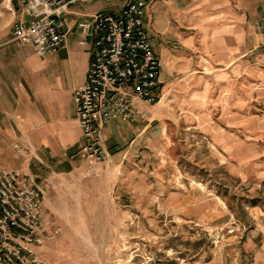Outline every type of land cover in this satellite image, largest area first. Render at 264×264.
<instances>
[{
	"label": "rangeland",
	"instance_id": "1",
	"mask_svg": "<svg viewBox=\"0 0 264 264\" xmlns=\"http://www.w3.org/2000/svg\"><path fill=\"white\" fill-rule=\"evenodd\" d=\"M7 6L0 0V35L13 25ZM158 52L163 96L146 116L157 128L155 142L136 153L139 168L133 174L119 179L109 160H87L67 174L28 163V174L50 202L47 211L61 226L60 237L43 249L50 264H264V242H257L264 234V163L256 166L260 180L253 179L255 184L240 177L238 182L220 165L211 141L212 132L224 127L219 119L223 106L237 101L242 87L225 83L211 89L220 96L219 110L205 98L203 112L197 110L190 101L199 87L188 85L200 74L185 78L186 73L168 71L166 49ZM254 78L248 74L244 79ZM251 102L247 110L259 115L263 100L255 96ZM186 104L188 117L182 120ZM251 121L257 125L259 119ZM186 124L189 130H181Z\"/></svg>",
	"mask_w": 264,
	"mask_h": 264
},
{
	"label": "crops",
	"instance_id": "2",
	"mask_svg": "<svg viewBox=\"0 0 264 264\" xmlns=\"http://www.w3.org/2000/svg\"><path fill=\"white\" fill-rule=\"evenodd\" d=\"M125 1L71 5L64 15L70 28L66 43L40 57L30 44L12 41L14 23H27L31 18L21 13L17 0H6L8 11L13 12V25L0 35V170L30 173L28 162H18L11 150L15 142L30 145L37 156L32 159L34 164L58 174L70 173L87 162L85 143L75 120L73 92L87 81L92 39L82 36L76 25L84 15L113 12ZM145 1L146 28L159 60L158 48L164 47L163 61L168 71L186 73L185 78L200 74L189 80L188 86L194 83L199 87L192 98L200 100L190 101V107L203 112L204 98L217 105L220 96L210 91L225 83L242 87L239 99L223 106L219 119L224 120V127L212 132L211 141L228 174L238 176V182L240 177L248 185L255 184L253 179L260 180L256 166L264 163V109L252 115L246 104L251 105L255 96L264 102V0ZM239 74L242 78L235 80L233 76ZM248 74L256 78L247 83L250 79L244 78ZM159 82L162 94L163 82ZM187 109L188 105L182 120L188 117ZM213 109L218 111L219 106ZM255 118L259 119L257 125L251 121ZM156 129L146 120L127 122L116 117L102 130L108 166L119 179L139 168L136 153L153 148ZM181 130L188 131L189 127L186 124ZM258 155L260 159L255 158ZM43 204L48 210L49 200L44 199ZM262 235L263 240L257 239L260 246Z\"/></svg>",
	"mask_w": 264,
	"mask_h": 264
},
{
	"label": "built area",
	"instance_id": "3",
	"mask_svg": "<svg viewBox=\"0 0 264 264\" xmlns=\"http://www.w3.org/2000/svg\"><path fill=\"white\" fill-rule=\"evenodd\" d=\"M98 0H17L27 23H14L12 41L30 44L43 57L64 45L70 31L64 15L74 4ZM146 1L126 0L113 12L84 15L77 28L91 37L87 81L73 92L75 120L90 163L109 160L102 130L119 117L127 122L146 120L148 107L159 102V57L148 34ZM85 42L82 41L81 44ZM17 157L36 158L30 145L15 142ZM44 188L29 174L0 170V264H50L43 249L61 235L44 208Z\"/></svg>",
	"mask_w": 264,
	"mask_h": 264
},
{
	"label": "trees",
	"instance_id": "4",
	"mask_svg": "<svg viewBox=\"0 0 264 264\" xmlns=\"http://www.w3.org/2000/svg\"><path fill=\"white\" fill-rule=\"evenodd\" d=\"M230 174V173H229ZM244 213H246V212H244ZM243 244H245V246H246V242H243Z\"/></svg>",
	"mask_w": 264,
	"mask_h": 264
}]
</instances>
